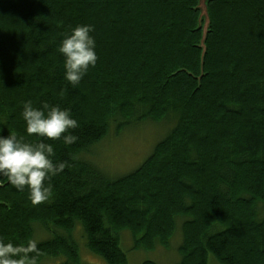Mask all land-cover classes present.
I'll use <instances>...</instances> for the list:
<instances>
[{
	"label": "trees",
	"instance_id": "16d2710c",
	"mask_svg": "<svg viewBox=\"0 0 264 264\" xmlns=\"http://www.w3.org/2000/svg\"><path fill=\"white\" fill-rule=\"evenodd\" d=\"M198 3L0 0V134L36 142L21 117L29 99L78 121L74 143L50 141L65 168L48 200L33 205L0 177V238L44 234L37 264H85L80 239L127 264L120 232L134 250L166 248L181 217L175 264H264V0H208L205 32ZM78 23L93 26L97 62L72 86L58 45ZM145 121L170 129L130 174L109 180L81 159L110 128Z\"/></svg>",
	"mask_w": 264,
	"mask_h": 264
},
{
	"label": "clouds",
	"instance_id": "9594fccd",
	"mask_svg": "<svg viewBox=\"0 0 264 264\" xmlns=\"http://www.w3.org/2000/svg\"><path fill=\"white\" fill-rule=\"evenodd\" d=\"M92 32L91 24L78 23L61 33L58 51L63 57L62 79L69 85L79 84L97 62ZM21 117L25 133L34 135L36 142H29L15 132L0 134V177H5L17 190L27 187L30 202L37 205L49 198L51 185L46 181L65 168L63 160L53 159L55 149L50 141L74 143L77 136L73 130L78 121L68 107L48 101L34 106L30 99L23 101ZM36 251L35 239L13 243L0 238V264H37Z\"/></svg>",
	"mask_w": 264,
	"mask_h": 264
},
{
	"label": "rangeland",
	"instance_id": "374dc122",
	"mask_svg": "<svg viewBox=\"0 0 264 264\" xmlns=\"http://www.w3.org/2000/svg\"><path fill=\"white\" fill-rule=\"evenodd\" d=\"M168 128L169 126H164V123H153L152 121L126 126L118 133L110 128L107 136L86 152L81 153L80 157L82 160L94 165L107 179L114 180L135 171L151 154L155 144L169 132ZM181 219V217L177 219L176 229L168 247L157 245L152 251L132 249L133 239L130 232L127 230L120 232V248L126 253L127 264H141L144 261H151L156 264H175L179 262L178 246L182 238ZM81 231L79 227L73 229L72 236L75 240L81 238ZM42 236L45 235L40 236L34 233L33 239L38 242L41 241ZM76 243L79 257L83 263L107 264L100 257L86 249L84 239H80ZM207 264L219 263L212 254H208Z\"/></svg>",
	"mask_w": 264,
	"mask_h": 264
},
{
	"label": "water",
	"instance_id": "95a60500",
	"mask_svg": "<svg viewBox=\"0 0 264 264\" xmlns=\"http://www.w3.org/2000/svg\"><path fill=\"white\" fill-rule=\"evenodd\" d=\"M208 0H199V3H198V8H199V11H200V21L202 19H204V28H203V31L205 32V29H206V26H207V21H208V16H207V11H206V2ZM204 7V9H203ZM203 9V10H202Z\"/></svg>",
	"mask_w": 264,
	"mask_h": 264
}]
</instances>
